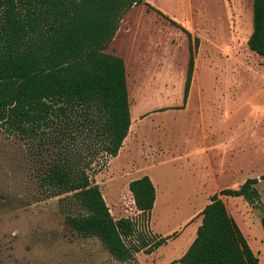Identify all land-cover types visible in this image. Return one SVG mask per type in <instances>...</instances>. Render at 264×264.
I'll return each mask as SVG.
<instances>
[{"label": "rangeland", "instance_id": "obj_1", "mask_svg": "<svg viewBox=\"0 0 264 264\" xmlns=\"http://www.w3.org/2000/svg\"><path fill=\"white\" fill-rule=\"evenodd\" d=\"M145 1L151 6H132L104 49L124 60L134 123L118 155L96 154L88 169L113 217L134 223L126 239L132 258L118 261L96 237L78 234L61 212L62 203L70 212L77 205L46 196L37 185L62 142L69 154L86 152L84 133L72 129L60 143L42 147L0 126V264H178L196 236L201 206L219 192L216 185L236 189L244 178L264 174V57L247 44L253 0ZM181 27L199 39L184 106L192 40ZM210 167L216 183L204 184ZM144 174L156 188L150 213L135 207L129 190ZM256 187L253 202L221 198L264 264V178Z\"/></svg>", "mask_w": 264, "mask_h": 264}, {"label": "trees", "instance_id": "obj_2", "mask_svg": "<svg viewBox=\"0 0 264 264\" xmlns=\"http://www.w3.org/2000/svg\"><path fill=\"white\" fill-rule=\"evenodd\" d=\"M139 4L151 6L145 0H0V126L36 139L42 147L50 141L60 143L72 129L84 133L86 152L74 149L69 154L62 151V142L37 174V185L46 196L63 195L77 205L79 211L70 212L69 204L62 203L66 224L83 237H96L122 262L133 256L134 247L126 239L133 236L134 223L113 217L88 169L96 154L117 156L131 125L124 60L104 49L123 15ZM181 29L192 40L184 106L199 39ZM247 44L264 57V0L252 2ZM260 178H247L236 189L223 188L210 196L199 212L196 236L178 264H260L221 198L258 200ZM129 190L135 207L150 213L156 197L150 177L131 180ZM261 223L264 228V216Z\"/></svg>", "mask_w": 264, "mask_h": 264}, {"label": "crops", "instance_id": "obj_3", "mask_svg": "<svg viewBox=\"0 0 264 264\" xmlns=\"http://www.w3.org/2000/svg\"><path fill=\"white\" fill-rule=\"evenodd\" d=\"M130 115H132L131 113H130ZM132 118V117H131ZM135 121H136V119H135ZM131 123L133 124L134 123V119H132V121H131ZM131 126V125H130ZM129 130H130V128H129ZM128 137H129V131H128V134H127V136H126V138L124 139V141H123V143H122V146H124V142H126L127 141V139H128ZM120 147V150L123 148V147ZM120 150H119V152H120ZM207 149H205V151H206ZM118 155V154H117ZM175 160H178V159H171V162H174ZM209 172V173H208ZM222 172V174L225 172V171H221ZM144 175H147V174H144ZM203 175V177H202V183H206V181H209V182H213V183H216L215 182V177L217 176V174H216V171L212 168V167H210L208 170H206V171H204V174H202ZM143 176V175H142ZM139 177H141V176H139ZM138 178V177H137ZM208 178H210V180L208 179ZM151 179V178H150ZM152 180V179H151ZM245 180V178L242 180V182H240V184L241 183H243V181ZM153 182V181H152ZM154 184V183H153ZM222 189V187H219L218 185H216V192H218V191H220ZM155 190H156V188H155ZM211 196V195H210ZM155 199H156V197H155ZM156 201V200H155ZM210 202V197H209V199L207 200V202L205 203V204H203L201 207H202V209H203V207L206 205V204H208ZM155 203V202H154ZM154 207V206H153Z\"/></svg>", "mask_w": 264, "mask_h": 264}, {"label": "bare ground", "instance_id": "obj_4", "mask_svg": "<svg viewBox=\"0 0 264 264\" xmlns=\"http://www.w3.org/2000/svg\"><path fill=\"white\" fill-rule=\"evenodd\" d=\"M123 147V146H122Z\"/></svg>", "mask_w": 264, "mask_h": 264}]
</instances>
